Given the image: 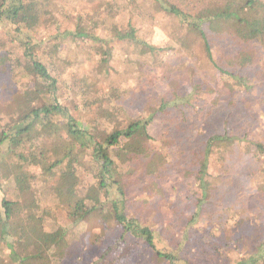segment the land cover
Returning <instances> with one entry per match:
<instances>
[{
	"label": "rangeland",
	"instance_id": "obj_1",
	"mask_svg": "<svg viewBox=\"0 0 264 264\" xmlns=\"http://www.w3.org/2000/svg\"><path fill=\"white\" fill-rule=\"evenodd\" d=\"M29 1L25 7L30 17L38 16L30 52L56 78L62 106L77 122L99 140L115 127L152 117L147 127L152 139L149 152L138 158L141 170L127 187L125 212L155 233L156 249L177 253L189 264H230L241 252L253 253V244L264 239V172L258 164L238 159L237 145L216 148L208 157L204 182L209 183V198L202 202L196 225H188L200 200L199 155L216 130L211 114L223 110L216 99L222 80L205 65L196 43L190 50L179 47L184 30L178 22L142 0ZM128 32L131 37L124 38ZM20 41L27 39L10 23H0L1 65L15 64L9 74L0 69V107L10 105L11 96H24L34 88L24 69L18 68H25L24 61L16 59L27 52L19 47ZM210 42L217 58L224 52L223 39ZM255 47L264 52V39L259 38ZM259 70L254 66L244 72L256 81L261 80ZM263 88L254 96L264 98ZM30 98L27 93L26 100ZM174 100L168 108L167 102ZM257 111L263 112L260 117L252 113L244 122L253 133L264 130L263 104ZM5 123L2 120L0 126ZM233 124L227 127L229 132H236ZM3 160L9 171L5 178L0 170V207L6 200L28 202L38 214L50 208L32 234L33 243L43 248V242L63 229L59 264H160L153 251L136 243L121 258L122 243L115 247L120 228L111 222L98 226L102 216L89 223L79 221L77 229L70 225L69 211L81 207V197L90 189L88 171L77 172L75 192L61 202L62 192L40 176L33 165L37 161L20 169L26 174L21 181L16 179L21 171L10 169L13 158L6 155ZM87 164L85 158L84 169ZM9 242L14 247L15 242ZM7 254L5 245L0 246V259Z\"/></svg>",
	"mask_w": 264,
	"mask_h": 264
},
{
	"label": "trees",
	"instance_id": "obj_2",
	"mask_svg": "<svg viewBox=\"0 0 264 264\" xmlns=\"http://www.w3.org/2000/svg\"><path fill=\"white\" fill-rule=\"evenodd\" d=\"M142 1L153 11L175 19L184 30L179 47L190 50L197 44L205 65L208 68L210 66V71L219 74V80H222L220 94L216 99L223 110L219 108L216 114H211L212 119H216V130L207 138L204 150L199 155L200 200L188 222L192 226L200 219L202 202L209 198V183L204 182V178L207 175L208 157L214 149L225 150L237 145L238 159L258 164L259 170L264 172V130L258 128L259 131L253 133L244 127L247 116L253 113L260 117L263 113L257 111V107L262 104L264 106V98L255 97L254 93L261 85L264 86V52L255 47L259 38L264 39V0ZM29 3V0H0V23H10L17 33L27 39L25 43L20 41L18 44L19 47L23 45L27 48V52L16 61H24L25 68L20 64L18 68L24 69L34 86L24 96H11V104L7 105L6 102L0 107V122L6 121L0 126V170L3 177L6 178L9 171L3 160L6 155L13 158L10 165L12 173L25 165H35L39 167L40 176L51 182L50 188L60 189L63 196L61 202H64L66 197L75 192L77 172L88 171L92 181L90 189L81 197V207L70 210L67 216L73 228L77 229V223L81 220L89 223L102 216L98 226L102 227V222L105 225L111 222L120 228V237L115 247L119 248L122 243L121 258L136 243L141 248L153 251L160 264H189L180 259L177 253L156 249L155 233L138 219L129 218L125 212L127 187L132 183V177L141 170L137 165L138 158L149 152L152 139L147 127L152 117L146 122L136 121L121 128L115 127L109 134H102L99 140L93 137L89 129L77 122L70 111L62 106V96L59 94L62 88L30 52V34L37 25L38 16L30 17L25 7ZM131 35L128 32L124 38ZM214 39H223L221 51L224 52L218 54L217 58L212 53L210 42ZM9 41L14 43V40ZM1 59L0 56V69L12 73L11 67L15 64L3 68ZM222 63L225 65L222 66ZM254 66L260 69L261 80L252 81L251 77L245 75L244 70ZM194 78L195 75H192ZM27 93L31 95L28 101ZM174 103L175 100L168 101V108ZM160 110L164 112L167 109ZM230 123L235 125L233 130L236 132L227 130ZM85 158L88 164L84 169ZM29 161L37 162L31 166ZM20 171L16 179L23 181L26 174L24 170ZM29 206L28 202H1L0 246L5 245L9 254L0 259V264H59L65 246L63 229L43 242V248L34 245L32 234L44 216H47L44 214H50L51 210L45 208L43 214H38L39 209H29ZM9 239L15 242L14 247ZM231 242L234 243L232 239ZM253 247V253L250 254V250L241 252L230 264H264V239L253 244Z\"/></svg>",
	"mask_w": 264,
	"mask_h": 264
}]
</instances>
